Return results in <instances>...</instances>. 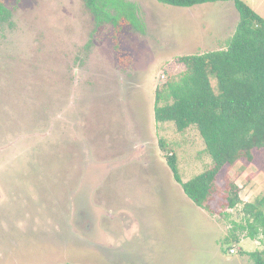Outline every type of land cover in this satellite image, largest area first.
Wrapping results in <instances>:
<instances>
[{
	"label": "rangeland",
	"instance_id": "obj_1",
	"mask_svg": "<svg viewBox=\"0 0 264 264\" xmlns=\"http://www.w3.org/2000/svg\"><path fill=\"white\" fill-rule=\"evenodd\" d=\"M0 1V264H254L264 244L239 224L264 170L238 162L243 202L198 207L167 155L188 181L212 165L205 142L155 119L180 57L226 48L234 0H129L142 28L117 36L85 0ZM245 1L264 16V0Z\"/></svg>",
	"mask_w": 264,
	"mask_h": 264
},
{
	"label": "trees",
	"instance_id": "obj_2",
	"mask_svg": "<svg viewBox=\"0 0 264 264\" xmlns=\"http://www.w3.org/2000/svg\"><path fill=\"white\" fill-rule=\"evenodd\" d=\"M158 1L192 7L228 0ZM234 2L240 17L226 48L180 57L185 69L168 73L165 83L156 89L155 119L173 122L180 132L195 126L212 157L209 168L184 181L176 155H167V163L185 194L210 212L216 211L212 205L215 200L224 209L236 208L243 202L241 188L230 175L238 162L264 170V16L245 0ZM85 3L96 23H111L116 36L126 25L142 28L138 7L132 1ZM115 40L118 43L117 37ZM242 213L245 224L239 227L248 230V237L264 244V194L245 202ZM224 242L230 245L240 241L233 234ZM247 253L254 264H264V249Z\"/></svg>",
	"mask_w": 264,
	"mask_h": 264
},
{
	"label": "built area",
	"instance_id": "obj_3",
	"mask_svg": "<svg viewBox=\"0 0 264 264\" xmlns=\"http://www.w3.org/2000/svg\"><path fill=\"white\" fill-rule=\"evenodd\" d=\"M230 252H231V253H235V252H236V248H235V247H232V248L230 249Z\"/></svg>",
	"mask_w": 264,
	"mask_h": 264
}]
</instances>
